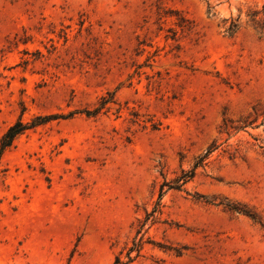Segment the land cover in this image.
<instances>
[{
  "label": "rangeland",
  "instance_id": "1",
  "mask_svg": "<svg viewBox=\"0 0 264 264\" xmlns=\"http://www.w3.org/2000/svg\"><path fill=\"white\" fill-rule=\"evenodd\" d=\"M19 121L0 264H264V0H0Z\"/></svg>",
  "mask_w": 264,
  "mask_h": 264
},
{
  "label": "trees",
  "instance_id": "2",
  "mask_svg": "<svg viewBox=\"0 0 264 264\" xmlns=\"http://www.w3.org/2000/svg\"><path fill=\"white\" fill-rule=\"evenodd\" d=\"M182 27L186 28V26H182ZM235 28H236V25H232L231 26V28L229 30L231 34L233 33L232 31ZM99 112H100V110L97 109L94 112H87V115L88 116H96V115L99 114ZM42 120H43V122H45L48 119L45 118V119H42ZM39 124H42V123L34 122L32 126H28V125L24 124L22 121H19L15 125H13L12 127L9 128V130L4 135V137L2 138L1 143H0L1 144L0 145V164H1L2 156H3L4 152L13 145L14 141L16 140V138L19 137L20 135L24 134L29 129L38 126ZM226 130L227 131L229 130V127H228L227 124H226ZM209 153H210V151L207 153V155ZM194 174H195L194 171L190 172V173H184L183 177L178 179L174 183H164L161 186L160 199L163 196L165 188H168L169 190L170 189L180 190L183 185H185L188 181H190L194 177ZM227 209L229 211L233 212V213L244 215V216L252 219L255 222H260V218L258 217V215L256 213H253L251 210L246 209L244 207L241 208V207H238V206H233V207L228 206ZM140 248H141V244H136L134 246V248L129 253V259L130 260H131V257H130L131 253L134 252V251L138 252L140 250ZM117 263L118 264H123V263H120V261H117Z\"/></svg>",
  "mask_w": 264,
  "mask_h": 264
}]
</instances>
